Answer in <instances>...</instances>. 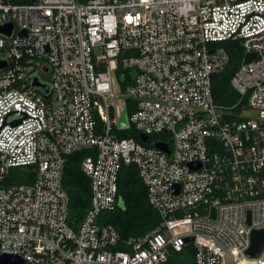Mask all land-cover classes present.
Returning a JSON list of instances; mask_svg holds the SVG:
<instances>
[{
    "label": "built area",
    "instance_id": "2783aa9c",
    "mask_svg": "<svg viewBox=\"0 0 264 264\" xmlns=\"http://www.w3.org/2000/svg\"><path fill=\"white\" fill-rule=\"evenodd\" d=\"M7 24L0 255L26 264H264V249L247 252L253 231L264 230V0H0ZM229 39L244 58L231 78L238 100L223 105L212 78L230 63L219 44ZM120 68L131 70L125 89ZM124 110L126 129L149 142L118 136ZM85 148L91 201L73 226L63 176L68 156ZM131 163L161 220L122 239L103 213L124 204L119 174ZM26 165L32 182L6 183Z\"/></svg>",
    "mask_w": 264,
    "mask_h": 264
},
{
    "label": "trees",
    "instance_id": "16d2710c",
    "mask_svg": "<svg viewBox=\"0 0 264 264\" xmlns=\"http://www.w3.org/2000/svg\"><path fill=\"white\" fill-rule=\"evenodd\" d=\"M225 46L230 55L229 65L213 75V95L217 103L223 105L234 104L238 94L231 85V78L244 58V50L239 40H225L219 42ZM125 72L126 77H122ZM131 70L120 68L118 71L121 87L132 82ZM133 104L129 100L127 110L132 111ZM120 138H134L144 143L141 132L131 126L129 129H117ZM154 138V135H152ZM93 149H81L68 156L65 164L63 186L70 197V219L73 226H77L83 219L91 201V186L89 177L83 172L81 163ZM35 174L31 165L13 167L6 179V183L32 182ZM119 193L124 200V207L103 213V221L112 224L120 233L122 239L132 236H144L160 223L157 210L150 204L147 188L141 180L137 165H124L119 174ZM121 245L117 247L120 248ZM190 264V260L182 261Z\"/></svg>",
    "mask_w": 264,
    "mask_h": 264
},
{
    "label": "water",
    "instance_id": "95a60500",
    "mask_svg": "<svg viewBox=\"0 0 264 264\" xmlns=\"http://www.w3.org/2000/svg\"><path fill=\"white\" fill-rule=\"evenodd\" d=\"M12 30V24H7L4 26H0V31L9 35ZM254 56V53H249L246 55V62H249L252 60ZM4 65V62L0 63V66ZM34 85H39L38 80L34 81ZM119 126L122 129H126L129 126V121H128V112L127 110H124L120 119H119ZM141 138L144 142H149L150 137L146 134H141ZM158 147H161L163 149H167L166 145L157 143L156 144ZM124 207V204L122 203L121 205ZM191 238H188L187 240H190ZM264 249V230H255L252 233V242L251 246L248 249V255L249 256H257L259 255L262 250ZM0 264H26L24 259L20 256H15V255H8V254H1L0 255Z\"/></svg>",
    "mask_w": 264,
    "mask_h": 264
},
{
    "label": "rangeland",
    "instance_id": "374dc122",
    "mask_svg": "<svg viewBox=\"0 0 264 264\" xmlns=\"http://www.w3.org/2000/svg\"><path fill=\"white\" fill-rule=\"evenodd\" d=\"M250 116H257L258 115V113L257 112H255V111H253V110H250V111H248L247 112Z\"/></svg>",
    "mask_w": 264,
    "mask_h": 264
}]
</instances>
